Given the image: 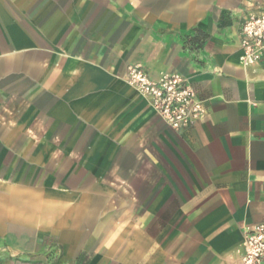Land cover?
<instances>
[{"label": "crops", "instance_id": "0c3cea01", "mask_svg": "<svg viewBox=\"0 0 264 264\" xmlns=\"http://www.w3.org/2000/svg\"><path fill=\"white\" fill-rule=\"evenodd\" d=\"M259 11L0 0V110L58 102L52 128L70 149L0 123V264H242L244 228L264 224V61L243 65L236 17ZM42 51L67 54L59 74ZM134 66L186 78L204 116L173 130L128 82Z\"/></svg>", "mask_w": 264, "mask_h": 264}, {"label": "built area", "instance_id": "2783aa9c", "mask_svg": "<svg viewBox=\"0 0 264 264\" xmlns=\"http://www.w3.org/2000/svg\"><path fill=\"white\" fill-rule=\"evenodd\" d=\"M259 9L245 20L240 35L245 67L264 61V4L259 3ZM127 78L152 110L177 132L190 129L204 116L203 101L178 74L152 79L141 66H134ZM242 264H264V224L244 228Z\"/></svg>", "mask_w": 264, "mask_h": 264}, {"label": "rangeland", "instance_id": "374dc122", "mask_svg": "<svg viewBox=\"0 0 264 264\" xmlns=\"http://www.w3.org/2000/svg\"><path fill=\"white\" fill-rule=\"evenodd\" d=\"M257 1H259L260 4H264V0ZM236 18L239 22L241 21V23L244 24L242 18ZM39 54L44 56L43 59L46 67L55 70V72L59 69L56 68L57 65L64 67L67 64L68 56L64 52L57 55L53 52L42 51L39 52ZM55 74L59 73L56 72ZM33 103L34 102L27 98H12L9 101L3 102L2 109L0 110V123L12 126L22 123L29 126L33 129V131L28 134L31 140L58 143L59 148L53 150L46 149L44 152H53V155L58 156H70V149L61 148L62 145L60 144L62 141L67 140V138L62 137L60 133L53 131L52 128V124L57 122V117L54 113L60 111L55 107L58 102L41 101L39 105L42 114L37 112Z\"/></svg>", "mask_w": 264, "mask_h": 264}, {"label": "trees", "instance_id": "16d2710c", "mask_svg": "<svg viewBox=\"0 0 264 264\" xmlns=\"http://www.w3.org/2000/svg\"><path fill=\"white\" fill-rule=\"evenodd\" d=\"M195 31H196V30H194L193 32H195ZM197 34H198L199 36H202L203 39L206 38V35H204V34L201 33L200 31H198ZM191 41L194 43V38H192V39L190 40V42H191ZM200 46H201V45H198V48H199Z\"/></svg>", "mask_w": 264, "mask_h": 264}]
</instances>
